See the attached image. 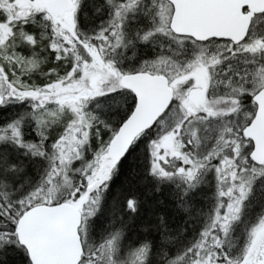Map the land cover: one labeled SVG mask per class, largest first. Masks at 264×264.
<instances>
[{
    "label": "snow or ice",
    "instance_id": "obj_1",
    "mask_svg": "<svg viewBox=\"0 0 264 264\" xmlns=\"http://www.w3.org/2000/svg\"><path fill=\"white\" fill-rule=\"evenodd\" d=\"M0 264H264V0H0Z\"/></svg>",
    "mask_w": 264,
    "mask_h": 264
}]
</instances>
